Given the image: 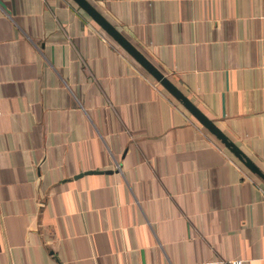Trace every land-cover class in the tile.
<instances>
[{"label": "crops", "instance_id": "1", "mask_svg": "<svg viewBox=\"0 0 264 264\" xmlns=\"http://www.w3.org/2000/svg\"><path fill=\"white\" fill-rule=\"evenodd\" d=\"M90 2L264 172V0ZM232 258L264 177L77 0H0V264Z\"/></svg>", "mask_w": 264, "mask_h": 264}, {"label": "water", "instance_id": "2", "mask_svg": "<svg viewBox=\"0 0 264 264\" xmlns=\"http://www.w3.org/2000/svg\"><path fill=\"white\" fill-rule=\"evenodd\" d=\"M81 5L88 9V11L94 16L96 20H98L103 26L118 39L124 47L130 51L135 57L145 66L148 70H150L161 82L165 84L178 98H180L184 103L189 107V109L197 115L210 129L216 132L222 140L226 143L227 146L231 147L234 152L242 158L248 165L256 171L259 175L261 174L264 177L263 170L255 163L250 156L243 151L237 144L226 135L220 127L216 124V122L207 116L196 103L191 101L188 96L184 93V91L177 85H175L171 79L165 74L163 70H160L152 60L146 55L143 54L142 51L133 43L131 39H128L117 26L109 20L101 13L98 8H95L90 0H77ZM88 171H99V169H88ZM101 171V170H100Z\"/></svg>", "mask_w": 264, "mask_h": 264}, {"label": "built area", "instance_id": "3", "mask_svg": "<svg viewBox=\"0 0 264 264\" xmlns=\"http://www.w3.org/2000/svg\"><path fill=\"white\" fill-rule=\"evenodd\" d=\"M231 263L232 264H242L243 260L240 258H232Z\"/></svg>", "mask_w": 264, "mask_h": 264}]
</instances>
